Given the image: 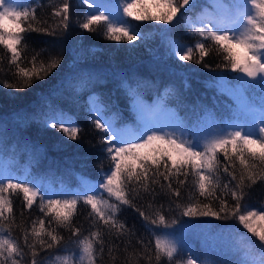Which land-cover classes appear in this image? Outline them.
I'll return each instance as SVG.
<instances>
[{"label": "snow or ice", "instance_id": "1", "mask_svg": "<svg viewBox=\"0 0 264 264\" xmlns=\"http://www.w3.org/2000/svg\"><path fill=\"white\" fill-rule=\"evenodd\" d=\"M82 2L94 11L84 14L79 28L96 32L103 26L105 39L118 43L141 39L140 25L126 18L173 27L184 23L198 39L194 45L174 44L180 61L200 64L215 52L222 58L217 68L242 74V89H264V0H235L222 9L221 19L207 22L211 27L203 21L200 27L191 23L196 0H151L150 5L148 0H117L112 6L95 0ZM70 9V0H63L52 11L58 23L45 27L47 21L37 17L34 7L0 0V48L10 54L7 71L15 77V82L5 80L0 87L23 91L60 66L62 58L49 55L44 59V49L34 52L29 67L23 66L24 34L55 36L58 28L66 32ZM3 63L4 56H0V72L5 71ZM89 111L96 113L92 126L102 133L98 143L110 164L107 170L101 169L99 180L74 191L57 192L28 177L15 178L0 171V264H98L106 249L112 264H199L198 257L184 259L179 238L166 231L181 223L175 215L166 216L173 211L189 220L237 221L250 236L238 234L235 264H264V227L254 224L264 221V207L253 208L247 202L253 186L264 185V108L259 123L254 119L222 128L217 125V131L203 143L201 138L184 139L182 126L171 131L149 124L120 127L114 118L104 116L102 105ZM51 127L70 140L79 139L82 131L72 120L65 126L62 116ZM18 193L23 197L19 222L13 205ZM81 204L90 209L86 234L74 224ZM34 206L42 215L29 219L25 212L31 217ZM125 209L138 213L151 236L149 241L120 219ZM186 226L187 222L181 224V228ZM61 229L69 233L67 240ZM15 230L20 237L13 234ZM42 252L47 255L41 256Z\"/></svg>", "mask_w": 264, "mask_h": 264}, {"label": "trees", "instance_id": "2", "mask_svg": "<svg viewBox=\"0 0 264 264\" xmlns=\"http://www.w3.org/2000/svg\"><path fill=\"white\" fill-rule=\"evenodd\" d=\"M20 2L21 6L34 7L37 17L47 21L45 27H54L58 23L59 18L53 17L52 11L63 0ZM234 2L196 0V7L190 13L191 23L200 27L202 20L197 19L204 11L222 10ZM148 3L150 5L151 0ZM70 6L69 28L66 32L58 28L55 36L35 32L24 34L27 48L22 52L23 66L29 67L32 55L41 49L46 50L44 59L49 55H59L62 58L60 66L52 70L46 79L35 81L23 91L0 87V171L2 162H14L22 175L13 177H28L43 188L57 192L74 191L99 180L101 169L107 170L110 164L98 143L102 133L92 126V116L96 113L89 109L96 107V103L104 107V116L114 118L120 127L131 128L141 126L132 104L135 96L148 101L152 108L162 101L158 112L165 110L168 114L164 131L182 126L184 139L194 141L195 138H201V143L211 138V134L217 131V125L222 128L233 122L248 123L254 119L257 122L259 111L264 108V89L259 86L242 89L239 83L242 74L217 68L222 58L215 52L206 56L200 64L194 60L180 61L178 55L174 54L175 43L194 45L198 39L192 34L194 29L190 26L180 23L173 27L126 18L132 24L140 25L138 31L142 29L141 39L132 44L118 43L105 39L103 26L96 32L79 28L84 14L94 9H89L82 0H70ZM151 10L156 11L155 8ZM207 26L210 27L209 24ZM8 55L0 48L5 69L0 72V82H15V77L7 71ZM198 56L195 53V57ZM205 64L208 66L205 67ZM61 116L65 126L69 120L79 125L82 129L79 139L70 140L63 132L51 127V123ZM104 195L107 196L106 193ZM226 198L229 203H233L230 197ZM160 201L167 207L166 198L162 197ZM247 202L253 208L264 207V185L253 186ZM13 205L19 222L23 208L22 194L13 197ZM89 211L82 204L78 205L74 220L75 226L81 227L85 234L89 228V220L86 219ZM40 215L35 206L31 217L25 212L29 219ZM174 215L181 223L167 229V232L176 233L182 229L181 224L187 222L186 227L204 228L218 234L228 232L237 239L239 233L247 234L235 220H189L188 217H179L178 212H166L168 217ZM120 219L127 227L135 226L137 236L145 242L151 239L144 231L138 213L125 209ZM60 232L67 240L69 233L63 229ZM13 234L16 237L21 235L18 230ZM183 248L184 257L187 258L185 251L188 249ZM44 255L47 253L42 252L41 256ZM193 256L196 257L195 254ZM211 256L212 250L209 249V259L212 260ZM98 264H112L107 249Z\"/></svg>", "mask_w": 264, "mask_h": 264}, {"label": "rangeland", "instance_id": "3", "mask_svg": "<svg viewBox=\"0 0 264 264\" xmlns=\"http://www.w3.org/2000/svg\"><path fill=\"white\" fill-rule=\"evenodd\" d=\"M19 5L20 0H15ZM97 4L112 6L115 5L117 1H100L95 0ZM222 10L217 8L213 11H204L197 19V21H206L209 20L216 21L221 19ZM212 26V25H211ZM150 107L149 102L141 98L140 96H135L132 104L134 110L138 114V118L141 121V126L144 124L154 125L158 128H165L164 124L168 120V114L166 111L158 112V107ZM96 106L100 105L99 103L95 104ZM105 109L103 107V113ZM144 112V113H143ZM158 112V114H157ZM261 111H259L260 117ZM105 117H109L105 115ZM259 123V118L257 120ZM1 164V171L6 175H11L19 177L22 175L20 168H18L14 162L4 161ZM254 224L256 227H264V221L255 220ZM174 233L176 237L179 238L183 247H186L187 256H193V254L198 257L199 264H235V261L238 259V254L236 252V247L238 246V239L231 233L218 234L204 228H193V227H184L179 231L169 232ZM205 239L207 241H205ZM212 250V260L209 259V249ZM194 257V256H193ZM237 257V258H235ZM184 259H187L184 257ZM233 259V261H232Z\"/></svg>", "mask_w": 264, "mask_h": 264}]
</instances>
